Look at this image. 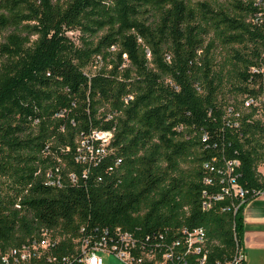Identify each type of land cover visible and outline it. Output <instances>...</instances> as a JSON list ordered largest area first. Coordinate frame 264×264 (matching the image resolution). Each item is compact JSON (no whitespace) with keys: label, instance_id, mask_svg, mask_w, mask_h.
Returning a JSON list of instances; mask_svg holds the SVG:
<instances>
[{"label":"trees","instance_id":"1","mask_svg":"<svg viewBox=\"0 0 264 264\" xmlns=\"http://www.w3.org/2000/svg\"><path fill=\"white\" fill-rule=\"evenodd\" d=\"M263 1L0 0L1 247L57 229L67 256L84 226L137 237L202 227L210 262L231 259L252 198L236 214L227 198L203 211L214 189L203 165L237 159L240 185L264 190V124L252 119L264 116ZM217 43L233 74L216 69ZM96 58L104 66L86 75ZM225 83L242 104L222 97ZM94 132H113L106 154L78 163L83 141L99 148ZM56 169L61 188L46 184Z\"/></svg>","mask_w":264,"mask_h":264},{"label":"built area","instance_id":"2","mask_svg":"<svg viewBox=\"0 0 264 264\" xmlns=\"http://www.w3.org/2000/svg\"><path fill=\"white\" fill-rule=\"evenodd\" d=\"M132 97L126 99V102ZM259 106L260 102L252 99L245 101V108ZM228 117L238 119L240 113L234 108L227 109ZM237 121L232 125L238 127ZM113 138V132H94L91 139L100 142L99 148L83 141L82 149L76 157L78 163L89 164L106 154V148ZM207 140V137H204ZM241 162L237 159L225 160L221 166L217 160L205 163L203 169L206 177L205 187L212 191H202V209L210 211L216 203L226 198L232 200L231 205L223 208V212L234 211L236 214L248 197L264 198V190L245 189L239 183L238 170ZM112 170V169H111ZM86 176V172L84 174ZM72 182L76 178L71 176ZM47 186L61 188L62 179L59 170L47 173ZM239 202V205H238ZM237 203V204H236ZM52 231L42 229L40 234L23 243L18 248L3 249L0 245V264H104L103 254L115 257L122 264H244L245 254L242 244L235 234V251L231 259L214 263L210 262L211 245L207 231L202 228H181L165 230V232L149 233L137 237L121 227L93 228L81 227L79 236L73 239V253L67 256L57 255L60 239L51 234Z\"/></svg>","mask_w":264,"mask_h":264},{"label":"rangeland","instance_id":"3","mask_svg":"<svg viewBox=\"0 0 264 264\" xmlns=\"http://www.w3.org/2000/svg\"><path fill=\"white\" fill-rule=\"evenodd\" d=\"M263 4H264V1H263ZM69 36L73 38L74 40H76V38L78 37V33L70 34ZM232 57H233V52L231 48L222 46L221 44H218V43L216 44V48L214 49V61L216 63V69L219 71H222L226 76L229 74H233L234 66H233ZM103 66H104V63L102 62V60L100 58H96L95 62L91 66H89L87 69H85V74L88 76H93L97 74L102 69ZM230 88H231V85L229 83H225L224 88H223L222 97H224L227 101L230 100L231 103L242 104L244 102V97L236 96L232 94L230 92ZM241 111H244V113L246 114L251 112L249 109H241ZM252 119L262 121L264 124L263 110L259 109L258 112H256L253 115ZM180 170L181 171L179 173V176L183 178L185 181H187L189 179V175L193 171V166L190 163H182L180 164ZM257 171L260 175L264 176V164H261L258 167ZM51 234L54 237H56L58 235L57 229L52 230ZM56 238L63 239L60 236H57ZM104 257H105V261L108 263L110 262L115 263L114 261H118V260H115L113 256L111 257V256L105 255Z\"/></svg>","mask_w":264,"mask_h":264},{"label":"crops","instance_id":"4","mask_svg":"<svg viewBox=\"0 0 264 264\" xmlns=\"http://www.w3.org/2000/svg\"><path fill=\"white\" fill-rule=\"evenodd\" d=\"M243 228L244 264H264V198L252 199L246 204L243 210ZM103 255L104 264H122L119 261L108 263Z\"/></svg>","mask_w":264,"mask_h":264}]
</instances>
